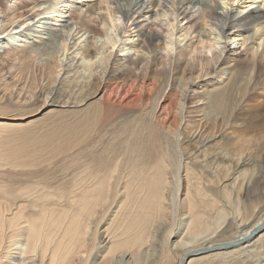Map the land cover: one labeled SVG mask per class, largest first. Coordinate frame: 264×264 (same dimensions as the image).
Instances as JSON below:
<instances>
[{"label":"bare ground","instance_id":"bare-ground-1","mask_svg":"<svg viewBox=\"0 0 264 264\" xmlns=\"http://www.w3.org/2000/svg\"><path fill=\"white\" fill-rule=\"evenodd\" d=\"M89 1L6 0L14 14L0 12V47L19 63L0 77V132L78 115L63 140L62 126L9 149L0 138V264H264V101L226 124L199 103L247 74L264 97V0H159L155 12L99 0L72 15ZM31 101L41 118L29 120ZM117 124L116 144L78 152L68 180L36 179L45 159Z\"/></svg>","mask_w":264,"mask_h":264},{"label":"rangeland","instance_id":"rangeland-1","mask_svg":"<svg viewBox=\"0 0 264 264\" xmlns=\"http://www.w3.org/2000/svg\"><path fill=\"white\" fill-rule=\"evenodd\" d=\"M21 1L24 2L25 0H21ZM156 1L158 2L159 0H154V1L153 0H148V1L144 0V2H146L147 5L149 6V10H153V12L158 11V9L160 8V7L159 8L157 7L158 3L154 7L152 6V4H154ZM150 2H152V4ZM5 4H6V0H3V2H2V0H0V10H2L0 12H3V13L5 12V14L2 13V15L6 16V13H9L8 15L12 16L14 14V13H12L13 10L7 12ZM26 4H27L26 7L30 6L29 2H26ZM75 4H77V3H75ZM17 5L18 4L16 3L13 6H17ZM83 5L84 6H81L82 8L80 7V9L74 10L75 12H74V14L72 13V15L75 16L76 14L81 13L82 15L80 14L79 15L80 17L81 16L87 17L88 13H85V15H84V11L87 9V7H89V6L91 7V5H94V7L95 6L97 7L99 5V0H92V1L87 2L86 4H83ZM13 6L11 8H14ZM27 9H25L24 11H26ZM202 13H203V6L202 5H200V4L198 5L197 3H194L191 6L190 16H191V18L193 20H195L197 22L196 24L200 23L199 15L202 14ZM83 17H81L80 19H83ZM70 19H71V16H70ZM70 21H72V20H70ZM78 22L79 21H77V23ZM151 23H153V22H151ZM97 24H98V21L94 20L93 23L91 22L90 26L94 30H97ZM182 24H183V22H180L179 24H176V26H175L176 27L175 28V30H176L175 33H177V35L182 34L181 32L178 33L179 30L182 27H184V24L183 25ZM245 36L246 35L244 34L243 37H245ZM88 37H92V35L90 34V35H88ZM243 37L236 38L237 39V43L236 44H238L237 47H240L239 48L240 50H245L244 48H247V45L249 43L251 44V42L248 40L245 45H241L242 44L241 40H242ZM41 49H42L41 47L39 49H37L38 54H40ZM45 53L46 52H44V51L41 52V54L45 55V56L43 55L44 57H42L43 63H45V62L50 60V58L48 56L46 57ZM8 55H10V56H8ZM15 57L17 58L16 55L13 56L12 52L8 53V50L3 49V48L0 47V77H3V76L7 77L10 74L17 73L19 71L17 69V67L19 66V63H18V60ZM44 59H45V62H44ZM42 61H41V63H42ZM39 67H40L39 63L38 64H37V62L34 63L32 65V69H31L32 73H31V75H33V76H36V75L38 76L39 75L38 76V78H39L41 76V74H42V72H40V68ZM24 74L25 73H23V75ZM25 76L26 77H30V72L27 75H25ZM254 76H255V74H252V75L247 74V75L241 76L239 78V80L236 81L235 85L237 87L234 86V88L232 89V92L229 91V85L224 86V84H222V89L220 90L221 94L218 95L217 93H211V98L212 99L211 98L208 99L209 95H204L203 94L202 95L203 96L202 97V101H200L199 103H204L203 106H205L206 110L208 111V117L210 116V118L211 117L215 118L217 120L216 122H219V123L220 122H224L225 124L226 123H230L231 120L233 119L232 117H234L235 112L239 111V108L241 109L245 105L246 106L247 105L251 106V105L257 104V103L260 104L259 102H261L262 100L264 101V97H261V96L257 95V92L260 91L259 90L260 86L258 85V82H257L258 80L255 79ZM26 81H28V80H26ZM26 81H25V84L28 83ZM173 84H174V81H173ZM177 84L178 83L175 84L176 87H177ZM170 85H171V81L169 82V86ZM169 86H168V88H169ZM168 88H167V90H168ZM17 89H20V86H18ZM16 91L17 90L13 91L14 95H15ZM25 91L26 90H23V92L21 93L20 99H16V100H18V102H19V100H21V97L25 93ZM37 91H38V89L35 92H37ZM262 94L264 95V93H262ZM220 95L222 96L221 98L218 97ZM257 96H258V98H257ZM24 97L26 98L27 95L25 94ZM205 98H206V100H205ZM32 102L33 101H31V105H30L31 107H27L26 111L29 112V110H30L31 113L33 111V113L31 115H35V116H33L32 119H29V120H33L35 118L36 119L41 118L43 116L42 114H44L45 111H42L39 114H37L40 111L39 110L40 109L39 107L41 105L40 102H38V103H36V102L32 103ZM191 105L194 106L195 104H193V103L189 104L188 103V107H191ZM25 106H29V105H25ZM223 114H224V116H223ZM77 116L78 115L76 113H69V112L60 113V114H52V115H49V116H47L45 118L36 120L35 123H33V124L29 125V126H24V128L22 127L23 129L21 128V129H19V131L18 130H16V131L8 130L6 132H0V134H1L0 138L2 139V142L4 143L3 147H5L4 149H9V147L12 146L13 144H20L25 139H28V138L29 139L30 138H32V139L33 138H40V137H42V136H44V135H46L48 133H51V132L54 133L53 131L56 132V134L54 133L55 136L53 137V138H55L56 135L58 136L60 134L61 126L63 127L62 128L63 130L61 129L63 131V133L61 131L62 136L60 134L59 137L62 138V140H63L64 137L66 138V134H67V132L65 131L66 132L65 133L64 130H66V127L68 126V124L75 123L74 121H75V118ZM129 119H131V118H129ZM119 121H121V120H119ZM64 124L66 125V127H65ZM189 125L190 124H186L185 123L184 126H182V128L187 130V128H189L191 126V125L190 126ZM117 126H118V124L113 127V129H115L114 133H112L110 127L108 128V129H110L109 131L111 132V133H108V134H111L109 136L107 134L106 136L99 138L97 136V133H96V134H94L93 136H90V137L86 136L84 138V140H82V141H84L82 143H80L81 141H79L78 143H80V144H78V146L73 144V146L70 147L72 150H70V148H69L68 149L69 151L67 150V151H65V152H63V153H61L59 155L54 154V155H57L56 157H54V155L52 153V155H53L52 158L45 159L47 161L43 162L41 165H39L37 167L36 171H38V173L36 172V174H35L36 179H40L42 177H45V178H47L48 183L49 182L56 183V182L62 181L64 179H65L64 181L68 180L73 173H76L79 170L74 165V163L76 162L75 158L77 157L76 154L79 152L80 155H78V156H80V157L82 156V158H85L87 155H89V153L92 150H94V148H95L96 151L100 152V149L104 150L105 148L110 147L111 143L114 142L116 144V142L118 141V138H119L118 134L120 132L119 131V127H117ZM58 128H59V131H58ZM57 131H58L59 134L57 133ZM74 145H75V147H74ZM105 145H107V146H105ZM42 149L44 150L43 155L45 157H48L49 153L47 154L46 152H48V151L51 152L52 144H50V146L46 145V147H44ZM80 149H81V151H80ZM82 149H83V153L81 154ZM85 150H87L88 153ZM85 153H87V155ZM86 158H88V156ZM153 257L154 256H149L147 260L149 261V259L150 258L153 259Z\"/></svg>","mask_w":264,"mask_h":264}]
</instances>
